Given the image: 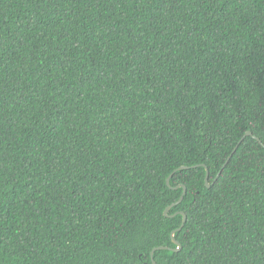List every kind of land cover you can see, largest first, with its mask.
Listing matches in <instances>:
<instances>
[{"label": "trees", "instance_id": "16d2710c", "mask_svg": "<svg viewBox=\"0 0 264 264\" xmlns=\"http://www.w3.org/2000/svg\"><path fill=\"white\" fill-rule=\"evenodd\" d=\"M158 247L264 264V0H0V264Z\"/></svg>", "mask_w": 264, "mask_h": 264}, {"label": "water", "instance_id": "95a60500", "mask_svg": "<svg viewBox=\"0 0 264 264\" xmlns=\"http://www.w3.org/2000/svg\"><path fill=\"white\" fill-rule=\"evenodd\" d=\"M248 136L253 137L255 140H257L258 142L261 143L260 139H259L258 137H256V136H254L252 132H247L246 135H245V137H248ZM245 137H244V138H245ZM244 138H243V139H244ZM243 139L241 140V142L243 141ZM241 142H240V143H241ZM240 143H239V144H240ZM200 166H204V167H205V165H200ZM183 169H188V167H181V168H179L178 170H183ZM171 178H172V175H171V176L168 178V180H167V185H168L169 187H171V186H170V180H171ZM206 185H207L208 188L211 186V184L209 183V172H208V171H207V175H206ZM178 188H179V187L174 188V189H178ZM183 189H184L183 195H182V197L180 198V200H179L175 205H178V204H180V203L183 201L184 196L186 195V192H187L185 186H183ZM171 208H172V206H170V207H168V208L166 209V211H165V215H166V216H168V213H169V211L171 210ZM178 214H180V215L183 216V223H182L181 227L177 230V231H180V230L184 227V225H185V223H186V221H187V216H186V214L183 213V212H178L177 215H178ZM174 234H175V232L173 233V243L179 247L177 250H180L181 245H180V243L175 239ZM160 250H172V248H170V247H158V248H155V249L152 251V253H151V255H152V260H153V264H157V263L154 261V253H155L156 251H160Z\"/></svg>", "mask_w": 264, "mask_h": 264}]
</instances>
